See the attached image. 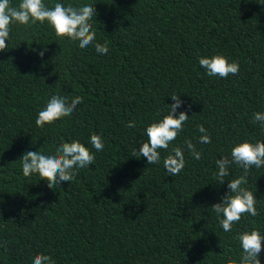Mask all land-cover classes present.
Returning a JSON list of instances; mask_svg holds the SVG:
<instances>
[{
	"label": "trees",
	"instance_id": "trees-1",
	"mask_svg": "<svg viewBox=\"0 0 264 264\" xmlns=\"http://www.w3.org/2000/svg\"><path fill=\"white\" fill-rule=\"evenodd\" d=\"M95 9L106 55L39 23L14 26L17 46L0 51V264H31L36 252L56 264L235 258L236 242L208 208L228 191L227 181L217 185L215 160L233 141L264 139L252 115L264 112V0H96ZM215 53L238 61L239 73L205 75L198 58ZM50 88L83 102L37 127V106ZM173 92L182 94L178 111L189 116L173 145L191 140L202 152L195 160L185 151V168L175 177L132 156L143 127L166 112ZM128 121L136 127L126 128ZM200 125L211 144L197 143ZM92 133L102 136L104 151L73 181L59 186L35 173L22 177L17 159L34 140L38 147L63 136L90 148ZM230 172L227 179L243 174L235 166ZM247 177L259 214L242 217L233 231L253 222L264 229V167Z\"/></svg>",
	"mask_w": 264,
	"mask_h": 264
},
{
	"label": "clouds",
	"instance_id": "clouds-1",
	"mask_svg": "<svg viewBox=\"0 0 264 264\" xmlns=\"http://www.w3.org/2000/svg\"><path fill=\"white\" fill-rule=\"evenodd\" d=\"M95 4L96 0H0V51L17 46L13 44L11 35L14 26L31 28L39 23L53 30L56 37L67 36L69 43L75 42L84 48L91 45L97 54L106 55L109 53L107 40H97L95 22L98 13ZM198 64L210 78L235 76L240 70L238 61L221 53L200 56ZM181 95L175 92L169 95L172 103L166 105V112H157L152 121L143 127L132 150L133 157L146 158L147 165H162L167 176L173 177L185 168V151L195 160H200L202 156L191 140H185L183 145H173L189 119L186 111H178L183 107ZM82 102L80 95L71 96L61 88H50L37 106L34 123L37 127H44L46 122L73 113ZM252 115L253 123L258 124L261 132H264V112ZM125 127L135 128L136 121H128ZM197 130L200 133L197 143L211 144L208 130L203 125ZM35 141L17 159L22 177L30 178L35 173L47 177L48 184L59 186L62 182L73 181L78 170L93 165L96 153L104 151L105 147L102 136L96 133L87 138L90 148L79 139H66L63 136L52 144L43 142L38 147L33 146ZM232 166L241 169L243 174L227 179ZM253 167H264V139L233 141L229 154L215 160L217 185L227 181L228 191L208 209L214 214L220 229L231 234L237 247L235 258L227 253L221 257L223 264H261L264 229L256 227L253 222L252 227L245 226L233 231L234 226L241 224L242 217L247 221L259 214L258 199L248 187L247 174ZM30 260L31 264H56L50 255L41 252L32 254Z\"/></svg>",
	"mask_w": 264,
	"mask_h": 264
}]
</instances>
